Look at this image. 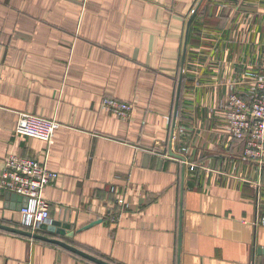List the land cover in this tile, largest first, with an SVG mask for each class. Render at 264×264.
Instances as JSON below:
<instances>
[{"label":"crops","instance_id":"obj_1","mask_svg":"<svg viewBox=\"0 0 264 264\" xmlns=\"http://www.w3.org/2000/svg\"><path fill=\"white\" fill-rule=\"evenodd\" d=\"M259 69L264 0H0V175L10 153L57 174L32 233L109 264H264V155L223 109ZM22 114L59 123L52 143L17 135ZM20 205L0 189V225L23 229ZM0 264L96 263L0 229Z\"/></svg>","mask_w":264,"mask_h":264},{"label":"built area","instance_id":"obj_2","mask_svg":"<svg viewBox=\"0 0 264 264\" xmlns=\"http://www.w3.org/2000/svg\"><path fill=\"white\" fill-rule=\"evenodd\" d=\"M253 71L245 72L248 77L245 76V80L238 83L239 87L242 84L248 88L245 92L227 87L223 109L227 135L232 141H243L244 157L257 162L264 155V74H258L262 69ZM101 108L121 119L130 117L133 109L132 105L111 98L103 99ZM58 128L59 123L55 120L22 114L15 133L50 144ZM56 177L57 174L50 171L46 163L36 159L19 157L14 153L5 159L0 189L27 199L26 206L20 209L23 229L33 232L50 222L49 202L42 192Z\"/></svg>","mask_w":264,"mask_h":264},{"label":"water","instance_id":"obj_3","mask_svg":"<svg viewBox=\"0 0 264 264\" xmlns=\"http://www.w3.org/2000/svg\"><path fill=\"white\" fill-rule=\"evenodd\" d=\"M201 3H199L198 5H200ZM195 11H193V14L191 15L187 25H186V34H185V39H184V44H183V53H182V64L185 60V56H186V46H187V36H188V31H189V27H190V24L195 16ZM182 68V66H181ZM181 79V78H180ZM181 81V80H180ZM180 92H181V82H179V85L177 87V91H176V96H175V105H174V111H173V122H172V131L174 130L175 128V121H176V118H177V112H178V104H179V98H180ZM173 137V136H172ZM179 158V157H178ZM12 197H16L21 205H20V209L25 207L26 206V203H27V199L25 197H22V196H19V195H15V194H11L9 193ZM46 225L47 224H44L42 226H40L39 229H46ZM0 229L1 230H4V231H7V232H11V233H15V234H18V235H22V236H26V237H29V238H34V239H39V240H43V241H46V242H49V243H52V244H55V245H58L60 247H63L71 252H74L96 264H109V263H106L104 261H101V260H98V259H95V258H92L84 253H81L75 249H73L72 247L60 242V241H57V240H53V239H48V238H44V237H41L37 234H34L32 233L31 231H28V230H25V229H14V228H9V227H6V226H3V225H0ZM47 229H49V231H52L53 230L51 229V227H48ZM178 242H180V237H179V240Z\"/></svg>","mask_w":264,"mask_h":264},{"label":"trees","instance_id":"obj_4","mask_svg":"<svg viewBox=\"0 0 264 264\" xmlns=\"http://www.w3.org/2000/svg\"><path fill=\"white\" fill-rule=\"evenodd\" d=\"M202 16H204V15H202ZM258 74H264V70H262L261 71V73L259 72ZM234 141V143H241V145L244 147V142L243 141H237V140H233Z\"/></svg>","mask_w":264,"mask_h":264},{"label":"rangeland","instance_id":"obj_5","mask_svg":"<svg viewBox=\"0 0 264 264\" xmlns=\"http://www.w3.org/2000/svg\"><path fill=\"white\" fill-rule=\"evenodd\" d=\"M203 17H206V16H203ZM237 86H238V83L235 84V85H233V83H229V86H228V87H229V88H230V87H235V88H237ZM246 89H248V88H246ZM246 89H245V90H246Z\"/></svg>","mask_w":264,"mask_h":264}]
</instances>
